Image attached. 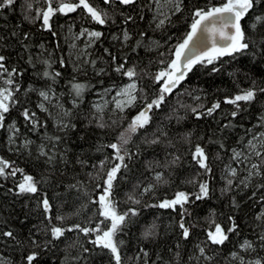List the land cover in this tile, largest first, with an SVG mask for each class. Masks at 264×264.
<instances>
[{
	"label": "snow or ice",
	"instance_id": "6c2138e0",
	"mask_svg": "<svg viewBox=\"0 0 264 264\" xmlns=\"http://www.w3.org/2000/svg\"><path fill=\"white\" fill-rule=\"evenodd\" d=\"M104 3L115 7L101 8L92 0H44L39 6L36 0H25L20 5L22 21L38 23L40 29L49 31L53 37L58 35L57 28L66 26L54 24L57 17L77 11L82 13L77 16L81 22L116 26V31L110 32L109 36L119 47L113 51V46L109 44L103 47L101 55L93 57L90 49L98 42L103 44L104 32L95 26L86 27L83 23L74 32L75 22L67 25L73 47L77 46V39L86 38L79 46L78 62L74 61L73 72L67 76L59 67L67 60L62 55H55L58 44L49 50L41 40L35 45L38 50L33 53L31 41L34 33L21 29L19 25H13L8 37L0 35V129H6L8 133L9 151L29 156L35 153L34 159L39 165V171L28 170L0 155V178L3 181L0 187L14 196L34 197L36 207L41 209L46 220V223L42 222L43 228L36 227L34 233L29 231L26 236L3 221L0 242L7 244L11 241L23 249L18 264H43L40 257L47 253L49 245L54 246V239L59 240L66 231L72 230H76L78 237L84 234L89 243L85 246L77 239L71 245L65 244L66 249L79 245L78 253L71 257L76 264H93V253L97 251L107 252L106 264H220L217 257L235 236L236 242L223 257L224 264H264V195L255 190L251 193L252 197H258L259 210L254 214L258 223L249 229L252 234L249 238L242 235L238 222L241 201L232 194L249 188L264 191V76L257 78L251 71L245 72L244 77L246 80L250 78V83L243 86L236 76L241 70L235 69L229 75L237 82V90L211 100H207L206 91L200 90L193 96L182 86L195 66H206L205 71L210 68L213 73L222 71L219 62L225 57L234 60L243 54L264 64V0H207L203 6L194 4L191 7L185 0H148L147 4L141 3L140 8L153 12L149 27L162 32L169 29L167 39L162 37L160 40L149 37L147 29H139L135 33L130 30L129 24L134 25L136 19L144 18L142 13L136 15L124 10L132 9L136 0H118V4L117 0H104ZM15 8L16 0H0V11L6 13ZM185 11L186 30L177 36L170 32V26L176 14L183 15ZM172 41L174 43H170ZM15 47H19L24 55L17 53L13 61L9 49ZM161 47L165 51H160ZM141 48L146 54L153 49L157 55L145 64L138 56ZM129 54L136 55L137 59L131 61ZM23 63L33 69V77L27 82L23 79L27 71ZM89 66L93 73L91 77L87 75ZM82 71L86 78H78ZM108 74H118L122 81L126 78L127 82L117 85L109 78L105 86L100 77ZM184 95L191 100L185 102ZM89 96H92L91 100ZM173 96L176 99L169 103ZM258 101L260 110L256 113V126L244 128V124L234 118L242 117ZM222 103L230 106L227 112L221 109ZM164 109L167 112L162 120L167 123L156 119ZM13 110L18 112L29 131L38 133L35 139L27 131L21 138V124L11 118ZM181 110L184 116L180 115ZM41 112L47 118L42 119ZM188 114L196 118L207 116L215 119L219 116V119L214 130L209 129L206 136L201 133L193 143L192 131L176 136L168 131V123L173 117L179 124ZM80 115L88 124H95L101 129L119 128L114 139L93 149L102 153L105 149L109 150L95 163L91 157L83 158V153L70 157L64 142L70 130L78 129ZM48 118H52L55 125L53 131L49 130ZM238 126L244 128V132L229 146L228 134ZM62 143L63 149L60 148ZM211 143L218 146L214 153L207 148V144ZM149 149L153 155L144 161V167L150 172L151 179L137 181L121 198L117 195L120 181L128 179L127 173H131L133 162L143 159V154ZM224 149L230 155L221 171L223 183L220 194L228 200V211L219 213L223 218L221 220L217 218V210L210 208L207 215L201 218L194 214L190 206L213 195L212 158L219 159ZM156 153H162V156L157 158ZM69 165L73 169L79 166L88 181L78 178L80 172L73 170L69 173ZM186 166L189 169L198 166L193 175L181 181L182 184H191L194 190L177 185L170 194L157 197L158 186L171 187L175 183L173 177ZM241 172L244 173L242 176ZM65 177H69L67 183ZM9 180L10 187L7 185ZM53 184L63 186L66 193L82 189L88 201L95 204L94 214L74 223H66L65 215L59 212L53 215V204L47 192V187ZM148 192L156 198L142 203L144 194ZM121 199L125 201L123 207ZM138 205L159 207L175 213L169 220V230L178 237L173 247L156 251L138 242L132 254L127 253L128 245L121 235L141 212ZM82 206L87 207V203ZM78 214V211L72 213ZM24 219H28L27 214ZM196 229L203 232V238H197L190 249H182L181 243H187ZM158 235L155 223L146 225L141 232L143 240L149 243ZM182 252L187 255H182ZM0 264L13 262L0 261Z\"/></svg>",
	"mask_w": 264,
	"mask_h": 264
},
{
	"label": "trees",
	"instance_id": "16d2710c",
	"mask_svg": "<svg viewBox=\"0 0 264 264\" xmlns=\"http://www.w3.org/2000/svg\"><path fill=\"white\" fill-rule=\"evenodd\" d=\"M44 0H36L37 6L42 5ZM92 2L101 7V8H111L115 7L112 4H105L104 0H92ZM186 4L191 7L192 5L203 6L207 0H185ZM213 2H218V0H213ZM25 0H16V8L14 11L2 12L0 11V35L8 37L9 30L13 28V25H19V27L26 31H31L34 33L31 43L33 44V53L38 49L35 48V45L38 44L41 40L44 41L45 47L51 50L52 46L59 45L55 49V55H62L67 63L65 65L59 66L63 71L65 76L69 72H73L74 61L76 59L73 58V52L70 54L73 49H71L72 38L68 34L67 25L70 22H75L76 27L73 28V31H78L81 23L84 26H95L98 27L101 31L104 32L103 44L99 42L96 45H93L90 49L93 57L102 54V49L104 46H108L111 44L113 46V51L119 47L112 39H110V32L116 31V26L113 25H96L95 22H92L91 25L87 23V21L81 22L77 19V16L82 15L79 11L75 13H69L67 15H60L57 17L54 24L60 23L65 24L64 28H57L58 35L53 37L51 33L47 30H42L39 28L38 23H31L27 20L22 21V13L20 5L24 4ZM147 4L148 0H136V4L132 9L124 8V10L135 13L136 15L143 14V19H136L135 24H129L130 30L134 33L139 29H147V35L152 37L155 40H160L162 37L167 39V34L169 29H165L163 32L159 29H154V27H149L151 22V17L153 12L147 8H140V4ZM118 4V1H117ZM154 7V5H153ZM187 16V11L182 14L177 13L174 17V23L170 26V32L176 33L177 36L182 35L186 30V21L185 17ZM247 23V21H245ZM174 43V41L170 42ZM12 41H10V45ZM75 51V49H74ZM126 51V50H125ZM160 51H165L164 47L160 48ZM10 55L13 58V61L17 58V53L20 55H24V53L20 52L19 47L10 48ZM79 52V51H75ZM157 53L153 49H149L148 54L145 53L144 49L141 48L138 50V56L143 58L144 63H148L149 59L152 56H156ZM130 60L135 61L137 59L136 55L129 54ZM26 61V56L24 57ZM78 62V61H76ZM222 71H218L216 73L211 72L210 68L205 71L206 66H195L194 72L189 74V77L186 78L184 82H182V86L185 92H192L193 96L197 95L200 90L206 91L208 93L207 100H211L213 98H217L226 93H232L237 90V82L234 81L233 76L229 75V72H232L235 69H240L236 76L238 78L239 84L243 86H247L250 83V78L248 80L245 79L244 73L251 71L254 77L264 76V64L258 63L255 60H252L248 55H241L236 57L234 60L228 59L227 57L223 58L219 62ZM23 66L27 68L26 73L24 74V81L27 82L29 79L33 77V69L31 66L23 63ZM143 64L141 65V67ZM155 63H153V67H155ZM75 75V73H73ZM87 75L91 77L93 75L91 67L87 69ZM78 78H86L84 72H80ZM105 81V86H107L109 82V78L111 81H114L117 85L122 82H127L126 78L122 81L118 74H108L106 76L100 77ZM99 84L97 81H93ZM93 95L95 93L93 92ZM89 100L92 99V96L88 97ZM176 99V96L172 97V100L169 103H172L173 100ZM183 100L185 102H189L191 100L187 95L183 96ZM229 105L223 104L221 105V109L224 112L229 110ZM260 110L259 101L256 104L251 105L250 110L243 114L242 117L234 118L239 123L244 124V128L248 126H256L255 119L256 113ZM167 112V109H164L163 112H160L156 119L161 120L162 123H167L162 120L164 113ZM111 113H109L110 115ZM181 116H184L185 113L183 110L180 112ZM42 119L47 118L44 113H40ZM11 118L17 119L21 124V138L23 137V133L25 131L28 132V135L33 139L38 135V133H32L29 131L24 124L22 118H20L17 111L13 110L11 112ZM49 119V130H55V125L52 123V118ZM80 125L78 129L70 130L68 135L64 137V142L68 146V154L70 157H75L80 153H83V158H92V162L95 163L96 160L103 158V155L106 154L109 150L105 149V151L97 152L93 151V149L97 148L99 144L104 143L105 141H110L115 138L116 133L119 131V128L110 127L101 129L97 127L95 124H88L83 115L79 116ZM219 116L215 119L204 116L203 118H196L195 116L188 114L187 117L177 124V120L173 117L168 123V131L173 136L185 133L187 131H192V141L196 142V138L201 133H204L205 136L209 133V129H215L217 120ZM155 127V124H153ZM244 128L237 127L234 131L228 134V145L232 146L236 139L242 136L244 132ZM8 133L6 129H0V155H3L11 160H14L16 164L26 167L28 170H36L39 171V165L36 163L34 159L35 153L32 156L29 155H20L8 150L7 147V137ZM217 144L211 143L207 144V148L210 153H214L217 150ZM60 148H64V143L60 145ZM184 150V149H182ZM153 152L149 149L146 153L143 154V159L134 161L131 165L132 171L128 174V179L126 181L121 180V187L117 189V195L123 198L126 192H129L132 187L137 183V181H146L151 179L150 172L145 169L144 161L148 160L152 157ZM157 158L162 156V153L155 154ZM230 153L227 149L221 150V156L219 159L215 157L212 158V166H213V175L211 177V183L214 188L213 195L211 198H205L203 202L196 201L194 205H191L194 209V214H198L201 218L207 215L208 210L210 208H215L217 210V218L223 219L219 216V213H224L228 211V200L226 197L221 196L220 187L223 183L221 179V171L223 169V165L228 163V157ZM198 166L189 169L187 166L184 169L178 171V174L173 177L175 183L168 187L166 185H160L157 188V197L163 198L165 193H171L172 190L180 185L181 187H186L190 191L194 190L191 184H182L181 181L186 177H189L195 173ZM73 170L80 172L81 175L78 177L85 182L88 181V177L83 174V170L77 166L73 169L72 165H69V173ZM244 173L241 172V176ZM69 177H65V182L67 183ZM208 178V177H204ZM0 182L2 178H0ZM259 182V181H257ZM8 187L11 186V180L7 182ZM91 187V184L88 185ZM255 190L259 193V195H264V191L260 189H244L243 191L236 190L234 191V195L237 196V199L241 201V210L238 212L239 223L241 224L242 235H248L249 238H252V234L249 229L252 228L254 223H258L255 212L259 210V201L258 197H252L251 193ZM47 192L50 197V202L53 204L54 212L53 215L59 212L60 214L65 215L66 223H74L81 222L84 219L92 216L95 210V204L89 202L87 196L84 194L82 189H72L70 192H64L63 186L56 187L54 184L49 185L47 187ZM231 195V194H230ZM156 197L152 196L151 192L144 194L142 203H147ZM87 203V207H83ZM121 207L124 206L125 201L121 199ZM60 204H63V207H60ZM128 206H131L130 204ZM141 207V212L134 218L133 224L130 225L126 231L121 235V238L124 239L128 245L126 251L129 255L132 254L133 250L136 248L138 242L144 243L150 250L163 251L167 247H173L175 244V240L178 238L175 232L169 230V220L170 218L175 216V213L171 210L161 209L159 207H148L144 208L142 205H138ZM78 211V215H72L73 212ZM25 214L28 215V219L25 220ZM3 221H7L8 224H11L13 227L17 229L21 233L22 236H26L29 231L35 232L36 227L43 228V223H46L44 216L41 214V209L36 207V199L30 198L29 196H14L11 192H6L4 187H0V229L4 227ZM43 222V223H42ZM203 223V220H201ZM155 223L157 226V230L159 235L154 239L152 243L148 241H144L141 232L145 228L146 225ZM203 238V232L199 229L193 231L192 237L187 241V243L182 242V249H190L193 242L197 239ZM79 240L81 244L85 246H89V243L84 239V234H80L79 237L76 234V230L66 231L63 237L59 240L54 239V246L49 245V250L47 253L41 255L40 260L43 264H76L74 260L71 259L72 256L76 255L79 251V245L76 247H68L65 248V244L71 245L76 240ZM236 242V237L232 236V240L224 246L222 252L217 257L220 264H224L223 257L227 256L228 252L233 247ZM22 248L14 245L11 241H8L7 244L0 242V255L5 259L10 260L13 264H18L21 260V252ZM259 249H257V253ZM182 255H187L186 252H182ZM256 254H253L255 256ZM108 259V254L106 251L102 252H94L93 253V264H106ZM165 259H168V256L165 255Z\"/></svg>",
	"mask_w": 264,
	"mask_h": 264
},
{
	"label": "rangeland",
	"instance_id": "374dc122",
	"mask_svg": "<svg viewBox=\"0 0 264 264\" xmlns=\"http://www.w3.org/2000/svg\"><path fill=\"white\" fill-rule=\"evenodd\" d=\"M85 39H86L85 37H80L79 39H77L76 40V45H77L76 47H73L71 44V49H73V51H71L70 54H72V52H73V58L74 59H76V56H77V52H75V51L81 50V48L79 46H81L85 42ZM74 49H75V51H74ZM0 261H7V259H5L3 256L0 255Z\"/></svg>",
	"mask_w": 264,
	"mask_h": 264
},
{
	"label": "water",
	"instance_id": "95a60500",
	"mask_svg": "<svg viewBox=\"0 0 264 264\" xmlns=\"http://www.w3.org/2000/svg\"><path fill=\"white\" fill-rule=\"evenodd\" d=\"M118 1V0H117Z\"/></svg>",
	"mask_w": 264,
	"mask_h": 264
}]
</instances>
